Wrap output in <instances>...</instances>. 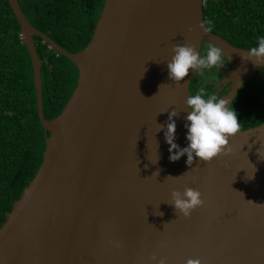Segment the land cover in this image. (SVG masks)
<instances>
[{"label":"water","instance_id":"obj_1","mask_svg":"<svg viewBox=\"0 0 264 264\" xmlns=\"http://www.w3.org/2000/svg\"><path fill=\"white\" fill-rule=\"evenodd\" d=\"M8 2L31 57L45 150L0 227V264H264V122L231 136L228 155L191 165L186 155L169 160L158 131L174 108L176 143L187 145L184 101L194 72L180 83L169 78L173 45L200 50L208 40L238 64L220 83L231 82L224 98L260 69L242 58L247 49L201 29L204 0H104L78 52L35 28L18 0ZM34 35L78 69L52 119L43 113ZM187 187L204 203L185 217L171 193Z\"/></svg>","mask_w":264,"mask_h":264},{"label":"trees","instance_id":"obj_2","mask_svg":"<svg viewBox=\"0 0 264 264\" xmlns=\"http://www.w3.org/2000/svg\"><path fill=\"white\" fill-rule=\"evenodd\" d=\"M28 21L70 52L90 41L104 0H18ZM237 47L249 49L264 35V0H204L203 21ZM20 25L8 0H0V227L23 189L37 173L45 150L33 84V66ZM42 62V101L46 119L59 115L71 97L78 69L39 36H33ZM200 80L190 83V93ZM217 86L207 89L214 93ZM225 90L223 91V93ZM219 95V94H218ZM241 130L264 122V72L249 78L233 99ZM46 135H49L47 132Z\"/></svg>","mask_w":264,"mask_h":264},{"label":"clouds","instance_id":"obj_3","mask_svg":"<svg viewBox=\"0 0 264 264\" xmlns=\"http://www.w3.org/2000/svg\"><path fill=\"white\" fill-rule=\"evenodd\" d=\"M199 26L205 32L212 30L210 20L202 21ZM172 53L167 61L169 78L180 83L191 69L200 78V82L197 90L188 94L184 101L185 109L189 110L184 125L187 145L181 147L176 143V122L173 117L178 113L174 108L168 113L166 124L159 126L158 131L164 129V139L169 145V160L175 162L186 155V164L191 165L194 157L209 162L221 153L228 155L229 149L226 146L229 138L241 130L238 112L233 107L232 97L224 98L207 89L210 85L219 87L221 79L218 74L224 65L230 63V57H226L223 49L215 43H209L203 51L191 44H175L172 46ZM242 58L259 64L260 69L264 66V35L257 38L255 45L247 49ZM157 161L158 159L153 163ZM154 174L158 176L159 169ZM252 177L253 175L249 178ZM171 203L187 217L193 209L202 206L204 201L199 190L187 187L182 193L173 189ZM160 264H165V261L161 260ZM187 264H199V261L189 260Z\"/></svg>","mask_w":264,"mask_h":264},{"label":"flooded vegetation","instance_id":"obj_4","mask_svg":"<svg viewBox=\"0 0 264 264\" xmlns=\"http://www.w3.org/2000/svg\"><path fill=\"white\" fill-rule=\"evenodd\" d=\"M223 38V37H222ZM226 40V39H225ZM228 41V40H227ZM211 43L209 42L208 40H203L202 43H201V47H200V50L203 51L207 45ZM232 44V43H231ZM227 57V56H226ZM238 66V64L233 61L232 59H230V63L224 65L221 69H220V73L218 74L219 75V78L221 79L220 80V83L222 82V80L230 73L232 72L233 69H235L236 67ZM262 72H264V67H262L261 69L257 70L255 72V74L252 76V77H262ZM198 79L200 80L199 77L193 76V79ZM191 80V82H192ZM231 89V82H228V83H222L219 85V87L216 88L215 92L216 94H219L221 96H224L226 93H228ZM225 90V92L223 93V91Z\"/></svg>","mask_w":264,"mask_h":264}]
</instances>
